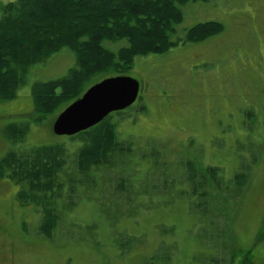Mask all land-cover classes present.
<instances>
[{
	"label": "rangeland",
	"instance_id": "1",
	"mask_svg": "<svg viewBox=\"0 0 264 264\" xmlns=\"http://www.w3.org/2000/svg\"><path fill=\"white\" fill-rule=\"evenodd\" d=\"M183 13L173 36L181 41L177 46L137 58L121 74L142 85L131 108L110 115L117 139L132 142L135 155L104 172L100 193L83 188L76 200L65 186L63 222L53 238L40 232L39 206L19 198L27 185L0 179V264H147L159 248L170 251L173 264H201L198 257L219 235L220 251H232L231 264H237V252L242 258L249 250L257 255L255 264H264V0L197 1ZM210 21L222 23L223 33L185 41L188 30ZM63 53L33 67L17 97L0 102V161L11 152L57 144L74 151L71 141L79 136L53 131L58 111L41 123L33 120V85L64 78L76 63ZM11 124L30 127L23 140L5 138ZM188 161L199 169L220 168L224 183L238 172L248 176L239 203L230 208V226L221 209L210 226L201 220L205 199L189 194ZM119 177L124 194L108 186ZM131 238L134 244L125 245Z\"/></svg>",
	"mask_w": 264,
	"mask_h": 264
},
{
	"label": "trees",
	"instance_id": "2",
	"mask_svg": "<svg viewBox=\"0 0 264 264\" xmlns=\"http://www.w3.org/2000/svg\"><path fill=\"white\" fill-rule=\"evenodd\" d=\"M197 1L210 0L0 2V102L17 97L33 67L46 64L64 51L61 57L70 53L75 56L76 63L64 78L33 85V120L43 122L55 111L60 113L79 99L95 82L126 74L137 58L163 55L177 46L181 41H174L173 36L177 34V27L184 22L183 8ZM223 31L224 25L220 22H204L188 30L185 41L203 42ZM110 117L77 135L82 141L72 138L73 152L66 149L64 144H57L39 147L29 153L11 152L0 161V179L7 178L27 185L26 189L20 191L19 198L25 202L31 200L39 206V229L43 236L51 239L57 229L60 230V222H63L61 199L67 184L68 197H75L76 200L80 198L78 195L83 188L86 193H100L105 184L104 172L127 165L129 158L135 155L132 142L117 139V125ZM29 128L11 124L5 129V138L14 143L23 140ZM186 168L192 186L189 194L205 199L202 202L205 204L201 209V220L205 218L209 221L207 226H210L211 217L215 218L221 209L227 227L230 226L231 220H228L234 214L248 176L238 172L224 183L220 168L199 169L191 161H188ZM119 178L115 182L111 179L108 186L110 188L115 184L114 189L124 194L126 183ZM128 187L131 189V185ZM209 192L212 194L209 195ZM208 196H211L209 201ZM230 208L234 210L230 211ZM211 230L215 231L214 227ZM226 232L224 246L228 249ZM219 236H214L218 240L207 244L206 253L196 258L201 264H231L232 251L229 254L220 251L223 243ZM132 240L126 241L125 245L134 244ZM211 249L213 252H210ZM236 254L237 264L256 263L257 255L250 250L243 252L242 258H239L241 252ZM147 264H173L170 251L167 249L163 252V248H159Z\"/></svg>",
	"mask_w": 264,
	"mask_h": 264
},
{
	"label": "water",
	"instance_id": "3",
	"mask_svg": "<svg viewBox=\"0 0 264 264\" xmlns=\"http://www.w3.org/2000/svg\"><path fill=\"white\" fill-rule=\"evenodd\" d=\"M141 82L127 75L105 78L91 86L82 97L66 107L56 119L58 136L87 131L114 113L130 108L138 100Z\"/></svg>",
	"mask_w": 264,
	"mask_h": 264
}]
</instances>
